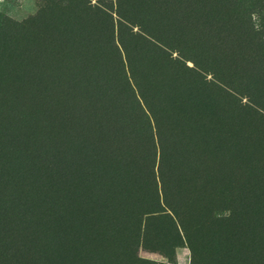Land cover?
Wrapping results in <instances>:
<instances>
[{
	"label": "rangeland",
	"instance_id": "rangeland-1",
	"mask_svg": "<svg viewBox=\"0 0 264 264\" xmlns=\"http://www.w3.org/2000/svg\"><path fill=\"white\" fill-rule=\"evenodd\" d=\"M227 3L0 0V264H264V14Z\"/></svg>",
	"mask_w": 264,
	"mask_h": 264
},
{
	"label": "trees",
	"instance_id": "trees-1",
	"mask_svg": "<svg viewBox=\"0 0 264 264\" xmlns=\"http://www.w3.org/2000/svg\"><path fill=\"white\" fill-rule=\"evenodd\" d=\"M227 4H225L226 8L230 7L228 10L232 9V14H251L253 12L254 7H258V12H262L264 14V0H227ZM232 6V7H231ZM229 13V12H228ZM230 14V13H229ZM247 26V24H246ZM248 29V28H247ZM257 42L259 46H262V54L264 55V32L258 34ZM258 49V48H257ZM256 54V49H254ZM261 51V49H260ZM1 52V51H0ZM47 158V154H46ZM49 162V161H48ZM170 211V209H168ZM179 224V223H178ZM196 231H201L204 228V224L202 222H198V226L196 227ZM188 238V235H187ZM194 248H192L193 250Z\"/></svg>",
	"mask_w": 264,
	"mask_h": 264
}]
</instances>
